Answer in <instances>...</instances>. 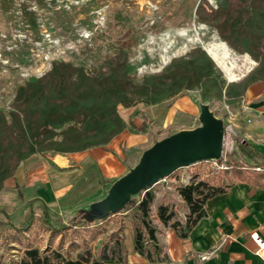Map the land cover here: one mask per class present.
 Here are the masks:
<instances>
[{
    "label": "rangeland",
    "instance_id": "1",
    "mask_svg": "<svg viewBox=\"0 0 264 264\" xmlns=\"http://www.w3.org/2000/svg\"><path fill=\"white\" fill-rule=\"evenodd\" d=\"M223 4L224 0H0V112L8 113L15 108L13 101L18 88L43 75L55 60L69 62L94 73L106 71L125 59L129 76L138 82L200 47L212 57L221 79L227 84L241 81L257 62L248 53L239 55L228 48V44L219 37L215 25L223 17ZM211 9H219L214 17L208 14ZM171 98L161 103L170 106L171 101L177 103L175 108L171 107V112L167 111V106L154 109L141 104L117 106L125 128L120 132L124 131L119 145L116 144L119 137H114L120 133L108 141L107 150L113 159H109L108 166L100 164L86 176L83 174L87 171L86 166L75 161L67 164L66 168L57 169L62 173L63 182L73 185L68 195L75 201L86 193L95 194L96 188L99 195L84 199L73 216L52 206L51 222L55 226L76 228L79 222L88 223L94 215H103L120 205L123 207L118 214L131 212L132 203L139 199L141 188L123 181L122 188L117 189L118 176L123 177L139 169L155 144L172 139L181 130L207 126L201 117L203 105H207L223 125L221 155L216 160L181 167L173 176H166L153 184L154 208L160 202L168 203L183 219L185 208L175 187L187 182L194 169L202 176L219 181L230 176V166L236 162L247 168L257 165L244 162L236 152L239 142L234 126V121L239 119L236 102L227 103L224 97L204 101L199 88L183 89ZM54 153L65 157L70 152L44 150L34 155L41 164L45 157ZM31 156L22 159L18 166ZM26 164L22 163L20 170H27ZM117 165L122 167L121 170L125 169L124 174L120 169L117 171ZM84 178L88 179L87 183L83 182ZM5 184V190L0 192L1 231L25 219L31 196L26 184L15 185L12 180ZM128 198L130 200L126 201ZM32 209L35 218L42 217L39 202H34ZM116 226L115 221L111 222L97 239L90 242L91 248L96 251L110 240L114 242L112 232ZM130 240L127 237L125 244ZM43 246L44 241L40 242V247ZM3 247L0 242V255L5 262L8 255L13 259L20 256L19 250L5 251Z\"/></svg>",
    "mask_w": 264,
    "mask_h": 264
},
{
    "label": "trees",
    "instance_id": "2",
    "mask_svg": "<svg viewBox=\"0 0 264 264\" xmlns=\"http://www.w3.org/2000/svg\"><path fill=\"white\" fill-rule=\"evenodd\" d=\"M223 5V17L215 25L219 37L228 48L239 55L248 53L257 62L241 81L227 84L212 58L200 47L138 82L129 76L125 59L106 71L94 73L69 62L52 61L43 75L18 88L13 101L15 108L8 113L0 112V190L20 161L30 155L44 150L77 152L108 143L125 128L118 105L160 104L183 89L195 88L200 89L204 101L224 97L227 103H235L249 84L264 80V0H224ZM217 10L211 9L208 14L214 17ZM203 162L207 161L192 166ZM236 163L230 166V176L223 180L202 176L194 169L187 182L175 187L185 208L183 219L168 203L160 202L154 208L153 185L140 191L131 212L120 215V210L111 211L92 217L88 223L79 222L76 228L55 226L42 202V217L35 218L34 201H30L29 212L22 222L0 230L3 249L19 250L20 256L13 259L8 255L5 262L0 255V264H104L108 260L125 264L126 230L131 235L134 252L153 264L165 261L164 246L157 239L159 224L172 228L179 239H185L205 216L209 199L226 193L236 182L264 188L262 165L247 168L241 162ZM114 221L117 224L112 232L114 242L110 240L94 251L90 242ZM42 241L44 246L40 247Z\"/></svg>",
    "mask_w": 264,
    "mask_h": 264
},
{
    "label": "crops",
    "instance_id": "3",
    "mask_svg": "<svg viewBox=\"0 0 264 264\" xmlns=\"http://www.w3.org/2000/svg\"><path fill=\"white\" fill-rule=\"evenodd\" d=\"M176 105L178 104L171 101V106L160 103L150 105V108L167 106V111L171 112V107L175 108ZM236 105L239 114V119L234 121L239 141L236 144V152L244 162L258 163L264 167V80L249 84ZM153 117L156 118L155 114ZM123 133L114 137H119L115 139L116 144L119 145ZM109 144L110 142L107 145L70 152L65 157L54 153L45 157L41 164L33 154L21 162L12 176L4 180L0 192L5 190L8 180L19 186L26 184L31 193L28 207L30 201H37L44 203L49 212L53 206L65 211L68 216H73L84 199L90 200V197L99 195V189H95V194L86 193L82 195L81 200L75 201L68 195L73 185L68 182L65 184L62 173H58L57 169L66 168L67 164L75 161L78 165L86 166L87 171L85 169L86 172L83 173L86 176L100 164L108 166L109 159L113 160L112 153L107 150ZM93 150L95 153H90ZM24 162L28 164L25 171L20 170ZM36 163L38 167H34ZM117 166V171L120 169L124 174L125 169L121 170L122 167ZM113 167L115 168V165ZM87 180L84 178L83 182L87 183ZM205 211V216L197 222L185 239H179L172 228L159 224L161 231L157 234V239L159 244L164 246L167 258L157 264H264V188H254L246 182H236L226 193L209 199ZM127 237L129 240L131 235L126 230L124 244ZM131 241L132 238L125 244V264H153L134 252ZM104 264L122 263L118 260H108Z\"/></svg>",
    "mask_w": 264,
    "mask_h": 264
},
{
    "label": "water",
    "instance_id": "4",
    "mask_svg": "<svg viewBox=\"0 0 264 264\" xmlns=\"http://www.w3.org/2000/svg\"><path fill=\"white\" fill-rule=\"evenodd\" d=\"M201 117L208 123L207 126L202 129L181 130L172 139L155 144L147 152L139 169L118 179L117 189L122 188L121 182L124 181L142 190L181 167L190 166L199 161L218 159L224 138L223 125L207 105L202 106ZM129 200V198L126 199V201ZM122 207L123 205H120L112 211Z\"/></svg>",
    "mask_w": 264,
    "mask_h": 264
},
{
    "label": "built area",
    "instance_id": "5",
    "mask_svg": "<svg viewBox=\"0 0 264 264\" xmlns=\"http://www.w3.org/2000/svg\"><path fill=\"white\" fill-rule=\"evenodd\" d=\"M260 168L259 167H256V170H259ZM204 258V257H203Z\"/></svg>",
    "mask_w": 264,
    "mask_h": 264
},
{
    "label": "bare ground",
    "instance_id": "6",
    "mask_svg": "<svg viewBox=\"0 0 264 264\" xmlns=\"http://www.w3.org/2000/svg\"><path fill=\"white\" fill-rule=\"evenodd\" d=\"M225 70V69H224Z\"/></svg>",
    "mask_w": 264,
    "mask_h": 264
}]
</instances>
